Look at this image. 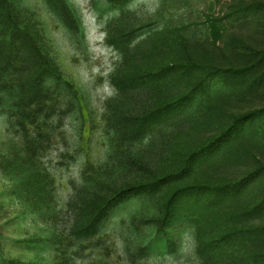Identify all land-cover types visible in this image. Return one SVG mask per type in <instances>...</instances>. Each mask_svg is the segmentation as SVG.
Segmentation results:
<instances>
[{
  "label": "rangeland",
  "instance_id": "obj_1",
  "mask_svg": "<svg viewBox=\"0 0 264 264\" xmlns=\"http://www.w3.org/2000/svg\"><path fill=\"white\" fill-rule=\"evenodd\" d=\"M257 38L264 0H0V264H264Z\"/></svg>",
  "mask_w": 264,
  "mask_h": 264
},
{
  "label": "trees",
  "instance_id": "obj_2",
  "mask_svg": "<svg viewBox=\"0 0 264 264\" xmlns=\"http://www.w3.org/2000/svg\"><path fill=\"white\" fill-rule=\"evenodd\" d=\"M255 16L257 17V19L259 20V22L261 21V19H260L261 16H258L257 14H254L253 16H251V18H253L252 20L255 23V25H259L260 26V23L256 20V17ZM253 43L255 45L254 47H256V46H263L264 45V40H260L259 38H257V40H254ZM245 46H247L245 43H243V44H237L235 48L236 49H243V48H246Z\"/></svg>",
  "mask_w": 264,
  "mask_h": 264
}]
</instances>
